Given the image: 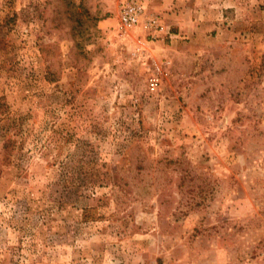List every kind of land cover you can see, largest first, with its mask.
<instances>
[{
  "label": "rangeland",
  "instance_id": "1",
  "mask_svg": "<svg viewBox=\"0 0 264 264\" xmlns=\"http://www.w3.org/2000/svg\"><path fill=\"white\" fill-rule=\"evenodd\" d=\"M124 2L0 0V264H264V0Z\"/></svg>",
  "mask_w": 264,
  "mask_h": 264
},
{
  "label": "built area",
  "instance_id": "2",
  "mask_svg": "<svg viewBox=\"0 0 264 264\" xmlns=\"http://www.w3.org/2000/svg\"><path fill=\"white\" fill-rule=\"evenodd\" d=\"M144 13L145 7L142 0H125L120 10L121 27L128 28L139 25L143 21ZM148 24L153 29H159L161 26L157 17H150Z\"/></svg>",
  "mask_w": 264,
  "mask_h": 264
}]
</instances>
